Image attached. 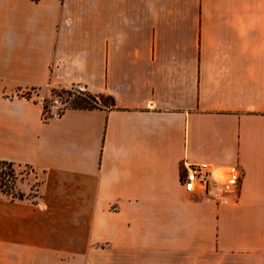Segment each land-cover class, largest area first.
<instances>
[{
    "label": "crops",
    "instance_id": "obj_1",
    "mask_svg": "<svg viewBox=\"0 0 264 264\" xmlns=\"http://www.w3.org/2000/svg\"><path fill=\"white\" fill-rule=\"evenodd\" d=\"M72 85L112 104L45 118ZM197 163L219 187L184 189ZM23 167L0 264H264V0H0V173Z\"/></svg>",
    "mask_w": 264,
    "mask_h": 264
},
{
    "label": "trees",
    "instance_id": "obj_2",
    "mask_svg": "<svg viewBox=\"0 0 264 264\" xmlns=\"http://www.w3.org/2000/svg\"><path fill=\"white\" fill-rule=\"evenodd\" d=\"M53 90L59 93L58 95L62 98L63 103V108L57 114H60L66 108H99L107 106L102 101L103 98L108 99L110 104H112V99L109 96L93 94L79 85H72L67 88H54ZM46 101V99L43 101L44 110L46 109ZM3 165H6L8 168L11 166L10 163H4ZM1 174L0 186L3 185Z\"/></svg>",
    "mask_w": 264,
    "mask_h": 264
},
{
    "label": "built area",
    "instance_id": "obj_3",
    "mask_svg": "<svg viewBox=\"0 0 264 264\" xmlns=\"http://www.w3.org/2000/svg\"><path fill=\"white\" fill-rule=\"evenodd\" d=\"M212 172L207 163H197L189 165L186 168L183 177V187L186 191L191 192L195 190L197 185L209 186L210 188L219 187L220 182L217 179L209 178ZM239 176L235 167L227 168V176L225 183L231 187H235L238 182Z\"/></svg>",
    "mask_w": 264,
    "mask_h": 264
},
{
    "label": "rangeland",
    "instance_id": "obj_4",
    "mask_svg": "<svg viewBox=\"0 0 264 264\" xmlns=\"http://www.w3.org/2000/svg\"><path fill=\"white\" fill-rule=\"evenodd\" d=\"M59 93L56 90L53 89H46L45 90V97L43 101L46 99V109L44 110V117L47 118L50 115H56L57 112H59L63 108L62 98L58 95ZM102 101L104 103H109V101L106 98H103ZM30 179L32 180L33 174H31V170L28 167H23L20 170V173L16 175L15 177H11L8 174V169H4L2 180L7 182V189L11 192L14 190L15 185L19 183V179Z\"/></svg>",
    "mask_w": 264,
    "mask_h": 264
}]
</instances>
